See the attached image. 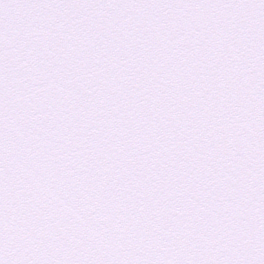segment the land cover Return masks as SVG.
Segmentation results:
<instances>
[{"label": "snow or ice", "instance_id": "6c2138e0", "mask_svg": "<svg viewBox=\"0 0 264 264\" xmlns=\"http://www.w3.org/2000/svg\"><path fill=\"white\" fill-rule=\"evenodd\" d=\"M0 264H264V0H0Z\"/></svg>", "mask_w": 264, "mask_h": 264}]
</instances>
